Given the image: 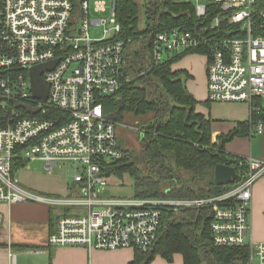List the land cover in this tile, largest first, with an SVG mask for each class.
I'll use <instances>...</instances> for the list:
<instances>
[{"label": "built area", "instance_id": "obj_1", "mask_svg": "<svg viewBox=\"0 0 264 264\" xmlns=\"http://www.w3.org/2000/svg\"><path fill=\"white\" fill-rule=\"evenodd\" d=\"M262 2L197 5L200 25L152 33L144 56L158 64L165 52H202L208 100L249 104L251 122L259 102L264 104ZM106 10L105 1H95L94 12ZM92 26H103V36L93 37ZM120 31L115 2L103 18L92 16L88 0H0V203L69 208L49 236L51 246L142 252L155 246L166 209L210 207L212 245L243 248L246 264H264V242L248 239L253 187L264 174V159L237 158V178L214 197L103 195L109 165L129 156L118 138L121 124L105 115L103 102L136 78L127 60L131 40H114ZM54 60H59L55 67L42 74L48 90L44 101L34 96L30 73ZM24 106L40 110L33 114ZM252 128L261 132L263 122ZM29 161L44 162L49 173L66 167L74 182L69 194L47 197L23 186L17 174Z\"/></svg>", "mask_w": 264, "mask_h": 264}, {"label": "trees", "instance_id": "obj_2", "mask_svg": "<svg viewBox=\"0 0 264 264\" xmlns=\"http://www.w3.org/2000/svg\"><path fill=\"white\" fill-rule=\"evenodd\" d=\"M76 2V0H74ZM264 7V0L260 4ZM144 8L146 26L140 29ZM211 8L213 6L211 5ZM115 13L121 31L114 40L139 43L146 48L152 33L172 28L192 30L201 23L196 7L181 0H115ZM140 51L135 50L137 54ZM145 53V51H144ZM168 54L160 63L139 59V68L132 70L135 79L110 97L104 98L105 115L120 123L134 118L145 130L139 150H128L129 156L110 164L108 176L122 177L128 173L134 182L138 198H208L224 193L227 186L215 181V168L227 164L239 169L236 156L224 151V143L238 134L225 137L220 144L212 143L211 121L196 112L198 101L188 90L190 77L184 70L172 66L187 54ZM202 53V52H201ZM144 75H140L141 70ZM264 122V104L259 102L248 127ZM210 207H179L166 209L158 240L149 252L137 251L131 264H149L161 255L168 261L181 253L184 264H246L243 248L214 247L211 241Z\"/></svg>", "mask_w": 264, "mask_h": 264}, {"label": "crops", "instance_id": "obj_3", "mask_svg": "<svg viewBox=\"0 0 264 264\" xmlns=\"http://www.w3.org/2000/svg\"><path fill=\"white\" fill-rule=\"evenodd\" d=\"M206 67L207 58L202 53L187 54L172 66L173 70L189 73L186 85L198 101L196 112L211 121L212 143L220 144L238 130L237 135L225 141L224 151L229 156L264 159V122L261 132L247 126L251 118L247 103L210 102ZM73 184L65 179L49 186L50 192L41 185L33 190L65 196ZM109 189L112 195L105 197H126L118 195L122 188L111 187L110 177L104 193ZM59 215L43 203H0V264H131L136 258L137 251L132 248L90 250L83 246L49 245L48 239L57 229ZM249 220L248 239L264 242V174L253 187ZM149 264H184V257L175 253L170 262L157 255Z\"/></svg>", "mask_w": 264, "mask_h": 264}, {"label": "rangeland", "instance_id": "obj_4", "mask_svg": "<svg viewBox=\"0 0 264 264\" xmlns=\"http://www.w3.org/2000/svg\"><path fill=\"white\" fill-rule=\"evenodd\" d=\"M79 0H76V3ZM91 4V11H92V16L93 17H103V18H108L112 12L114 2L115 0H102L105 1L107 4V10L102 13H96L94 12V3L97 0H88ZM141 3H143V0H139ZM184 2H191L195 6L197 5H205L208 3V0H181ZM141 23L139 28L144 29L146 26V21H145V13H144V8L141 10ZM104 32V27L103 26H92L91 27V34L95 38H100L103 36ZM130 52L127 55V60H128V66L130 68L138 69L139 68V59L144 56V49L143 51L139 50L140 46L139 43L131 44ZM135 50L140 51V53L134 52ZM129 51V49H128ZM164 57H167V53H163ZM144 59V58H143ZM145 61L147 58L144 59ZM120 123V122H118ZM121 125L119 126L118 133H119V141L123 147H125L128 150L134 151V150H139L141 147V142L140 139L144 137L145 130L142 128L141 130H136L133 129L132 127H139L141 128L140 123L135 122L134 118L126 119L124 123H120ZM111 162V161H109ZM110 168V166H109ZM108 168V170H109ZM17 177H19L21 184L23 186L28 187L30 190L41 194L43 196H52V194L49 193H42L38 192L36 190H33V187H36L37 185H41L46 187L47 191H49V186L52 184L54 185L55 182H60V180H69L70 183H73V177L72 173L68 172L66 167L63 168H56L54 170L53 174H49L46 169H45V163L42 161H29L24 169H21ZM110 183L111 187H120V192H118V195L120 196H134L135 195V190H134V182L131 176L128 173H125L122 177L117 176L116 174H112L110 176ZM32 188V189H31ZM45 191V190H44ZM104 196H111L112 192L109 189L106 193L103 194ZM52 209L54 211V214H69L71 211L67 207H62V206H52ZM207 262H204L206 264Z\"/></svg>", "mask_w": 264, "mask_h": 264}, {"label": "water", "instance_id": "obj_5", "mask_svg": "<svg viewBox=\"0 0 264 264\" xmlns=\"http://www.w3.org/2000/svg\"><path fill=\"white\" fill-rule=\"evenodd\" d=\"M59 60H54L49 63L37 65L31 69V82L32 91L34 96L42 100H46L48 96V90L45 83L42 80V74L46 70H51L55 67ZM18 106L21 104L17 103ZM28 111L35 114L40 108H32L29 106H24ZM237 178V170L234 166L227 164H218L215 168V181L219 186H228L234 182Z\"/></svg>", "mask_w": 264, "mask_h": 264}]
</instances>
